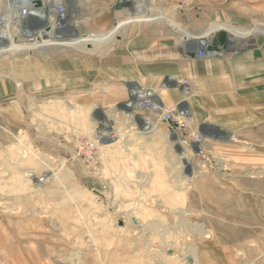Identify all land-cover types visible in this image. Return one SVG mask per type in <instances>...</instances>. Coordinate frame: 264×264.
<instances>
[{
    "label": "rangeland",
    "instance_id": "1",
    "mask_svg": "<svg viewBox=\"0 0 264 264\" xmlns=\"http://www.w3.org/2000/svg\"><path fill=\"white\" fill-rule=\"evenodd\" d=\"M146 2L153 17L144 21L112 10L94 11V17L81 12L73 25L89 42L0 53V264H101L106 236L97 232L112 213L121 214L114 226L135 228L152 245H169L175 264H188L192 254L201 264H264V106L246 102L227 106L230 114L199 118L192 107L191 129L203 141L187 144L163 123L152 134L131 128L119 108L125 101L118 102L122 80L116 76L112 90L53 87L55 51L114 53L126 21H159L174 38L207 34L209 44H218L213 58L234 51L230 39L245 31L264 38V0ZM208 11L221 14L205 24ZM119 21L125 23L116 28ZM217 25L227 29L213 32ZM170 76L185 77L165 81ZM139 83L164 94L162 87ZM164 97L171 106L187 98L181 89ZM102 123V130L112 126L119 135L101 141L88 162L77 154L76 139L94 136Z\"/></svg>",
    "mask_w": 264,
    "mask_h": 264
},
{
    "label": "crops",
    "instance_id": "2",
    "mask_svg": "<svg viewBox=\"0 0 264 264\" xmlns=\"http://www.w3.org/2000/svg\"><path fill=\"white\" fill-rule=\"evenodd\" d=\"M68 1L72 10L73 7L79 9L78 17L83 12H89L94 17V11L103 13L112 10L125 13L126 9L114 8L118 0ZM4 7L5 4L1 1L0 9ZM207 13L208 15H203L205 24L214 19V16L219 17L221 14L218 11ZM246 22L248 23V20ZM125 24L127 28L124 29V36L120 40L122 45L109 55H94L86 51H55L52 68L54 89L112 90L111 76H116L122 80L118 86L122 93L118 102H123L129 98L132 84L142 81L147 85L161 88L165 77L180 74L193 82L194 93L190 106L194 108L198 118L224 110L230 114L232 107L227 106L239 107L248 102L255 101L252 103L253 106H264L263 37L252 38L256 42L254 47L232 51L221 58L199 57L194 53H191V58L187 37L178 34L174 38L169 35L167 25L159 21ZM216 30L212 29L213 32ZM217 46L216 43L209 44L210 49ZM95 75H101V82H94ZM177 89L179 88L176 86H170L164 88V94L163 91L160 93L167 106L171 107L164 96L167 97ZM224 98L231 99V102L222 104L220 101ZM106 218L109 225L102 226L97 232L106 236L101 239V264H175L174 259L169 258V245H152L143 241L135 228L114 226L113 221L120 220L121 214L112 213ZM191 256L192 261H188V264L203 262V258L193 254ZM195 257L198 262L194 261Z\"/></svg>",
    "mask_w": 264,
    "mask_h": 264
},
{
    "label": "built area",
    "instance_id": "3",
    "mask_svg": "<svg viewBox=\"0 0 264 264\" xmlns=\"http://www.w3.org/2000/svg\"><path fill=\"white\" fill-rule=\"evenodd\" d=\"M38 0H6L5 11L0 16V36L13 39L19 38L22 41L26 37L34 38L33 42L41 46L38 42L45 41V36L50 40L51 33L63 35L62 30L67 26L68 17L72 14L68 0H40L41 7H36L35 2ZM134 3L140 0H131ZM34 13V14H33ZM76 18L71 23L74 24ZM256 45L252 40L248 44L241 47L240 50L251 48ZM228 51V49H227ZM199 57H209L217 55L219 52L209 48V43L196 46L190 51ZM171 77V76H170ZM174 85L181 89L187 98L176 103L174 106H167L164 102L160 91L135 83V87L131 86L129 98L122 103L126 117L136 131L145 134H152L158 130L160 123L165 124L168 134H173L187 144L201 143L203 136L199 130H192L193 115L189 105L188 97L193 94V87L188 78L174 77ZM171 85L166 80L162 84L163 88H169ZM129 110L128 112L125 111ZM104 133L101 128L94 136L85 134L76 139L77 154L82 156L88 162L93 161L94 154L99 143L103 140ZM111 135H115L114 132ZM44 183V176L39 178Z\"/></svg>",
    "mask_w": 264,
    "mask_h": 264
},
{
    "label": "bare ground",
    "instance_id": "4",
    "mask_svg": "<svg viewBox=\"0 0 264 264\" xmlns=\"http://www.w3.org/2000/svg\"><path fill=\"white\" fill-rule=\"evenodd\" d=\"M119 1V0H118ZM72 2V1H71ZM75 3V2H74ZM222 3V2H221ZM74 5V4H73ZM138 5V6H137ZM139 7V9H138ZM140 8H141V11H140ZM158 8V7H157ZM115 10V9H114ZM162 10V9H161ZM127 15V17H129L127 20H150L152 19V17L150 16V13H149V8H148V4L146 2V0H140L138 2H135L134 5L130 8H126L125 11H124ZM34 14V13H33ZM78 15H79V9H73L72 11V14L68 17V23H67V26L64 28V30H62L61 33H63V35H61L60 33H58L57 35H54L53 33H51V38L50 40L47 39L48 36H45L44 38L45 41H41V39H39V43L43 46V45H46V44H53V43H59V44H80V42H82L83 40H87L89 39V36L87 37H84L82 34H80L77 29H75L74 25L71 23L72 19L73 18H78ZM82 15V14H81ZM124 15V14H123ZM165 15V14H164ZM81 17V16H80ZM118 17V16H117ZM122 17V16H120ZM125 17V15H124ZM117 21V20H116ZM127 22V21H126ZM131 22V21H130ZM133 22V21H132ZM77 23V22H76ZM125 23V21H122L120 22L119 21V24L118 26H116V28L118 27H121L123 24ZM76 25V24H75ZM85 25V24H84ZM79 26V25H78ZM180 26V25H179ZM84 27V26H83ZM232 27V26H231ZM229 28V27H228ZM235 29V27H233ZM213 30H216V29H227L225 26H222V25H217V26H214L212 28ZM211 29V30H212ZM210 30V29H209ZM231 30V29H230ZM233 30V29H232ZM243 30V29H242ZM235 31V30H234ZM83 32V31H82ZM186 32V31H185ZM215 32V31H214ZM188 35H186V39L188 40V43H187V47L189 49V51H193L195 49L196 46H199L201 44H207V40H206V35L205 34L204 36H192L191 34L189 33H186ZM233 34V33H232ZM242 35V34H240ZM239 35V36H240ZM95 36V35H94ZM97 36V35H96ZM93 37V36H91ZM102 36L100 37H96L95 39L96 40H103L101 39ZM238 37V36H237ZM232 38L230 39V45L231 47H233L234 51H238L241 49V47L245 44H248L249 42L252 41V38L250 37V33L245 31L243 33V35L240 37V39L238 38ZM18 40V39H17ZM26 40H29V41H32V42H27V43H24V44H18V43H14L13 41V38L10 37V38H6L5 36H0V53L2 52H11L12 50H15V49H18V50H23V49H28V48H34V47H37L38 44H35L36 42H33V40H35L34 38H29V36L26 37ZM90 40V39H89ZM93 41V40H92ZM95 41V40H94ZM89 42V41H88ZM87 42V43H88ZM228 43V46H227V49L230 50L231 48L229 47ZM89 45V44H88ZM185 46V45H184ZM186 48V46H185ZM187 50V49H186ZM242 51V50H241ZM213 56V55H211ZM169 84L171 86H175L174 85V77H168V79H166ZM132 86L135 87V84H132ZM119 108H122V110H124V105L120 104L119 105ZM126 112H128L129 110H126ZM96 114V113H95ZM98 116V115H97ZM107 118H104L103 121H106ZM113 120V118H112ZM108 121V120H107ZM111 121V120H110ZM103 125L104 123H102V126H100L101 130L103 128ZM108 126V125H107ZM117 131V130H115ZM102 132L104 133L103 135V142L106 143L105 139H107V142L108 141H112L116 136L117 134L115 135H111L114 131H113V128L112 126H110V128H107L106 130H102ZM155 133V132H154ZM119 135V134H118ZM174 138H176V135L173 136ZM117 138V137H116ZM185 152V151H184ZM32 173V172H30ZM31 175V174H30Z\"/></svg>",
    "mask_w": 264,
    "mask_h": 264
},
{
    "label": "water",
    "instance_id": "5",
    "mask_svg": "<svg viewBox=\"0 0 264 264\" xmlns=\"http://www.w3.org/2000/svg\"><path fill=\"white\" fill-rule=\"evenodd\" d=\"M134 5V2L131 1V0H119L116 2L114 8L116 10H121V9H124V8H130ZM35 6L36 7H41L42 6V2L40 0L36 1L35 2ZM173 252L172 249H169V253L171 254ZM188 261H192V257L191 256H187L186 257Z\"/></svg>",
    "mask_w": 264,
    "mask_h": 264
}]
</instances>
